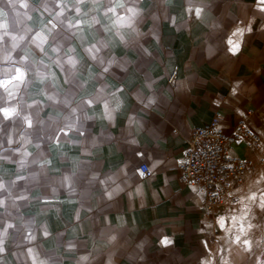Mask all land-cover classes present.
Instances as JSON below:
<instances>
[{"label":"crops","instance_id":"obj_1","mask_svg":"<svg viewBox=\"0 0 264 264\" xmlns=\"http://www.w3.org/2000/svg\"><path fill=\"white\" fill-rule=\"evenodd\" d=\"M215 112L264 134V0H0V264H208Z\"/></svg>","mask_w":264,"mask_h":264},{"label":"built area","instance_id":"obj_2","mask_svg":"<svg viewBox=\"0 0 264 264\" xmlns=\"http://www.w3.org/2000/svg\"><path fill=\"white\" fill-rule=\"evenodd\" d=\"M174 79L175 75H171L168 82L171 84ZM220 117L221 114L215 112L209 123L193 130L177 167L180 184L197 188L203 196L206 219H213L229 195L264 165L259 156L241 158L231 155L232 146L237 143L244 144L248 151H258L262 145L261 135L244 120L226 133L220 127ZM139 171L142 180L152 175L146 165H141Z\"/></svg>","mask_w":264,"mask_h":264},{"label":"rangeland","instance_id":"obj_3","mask_svg":"<svg viewBox=\"0 0 264 264\" xmlns=\"http://www.w3.org/2000/svg\"><path fill=\"white\" fill-rule=\"evenodd\" d=\"M215 226L208 264H264V165L229 195Z\"/></svg>","mask_w":264,"mask_h":264},{"label":"snow or ice","instance_id":"obj_4","mask_svg":"<svg viewBox=\"0 0 264 264\" xmlns=\"http://www.w3.org/2000/svg\"><path fill=\"white\" fill-rule=\"evenodd\" d=\"M229 43H231V42H229Z\"/></svg>","mask_w":264,"mask_h":264}]
</instances>
